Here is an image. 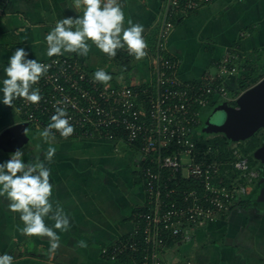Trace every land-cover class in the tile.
<instances>
[{"label":"crops","instance_id":"0c3cea01","mask_svg":"<svg viewBox=\"0 0 264 264\" xmlns=\"http://www.w3.org/2000/svg\"><path fill=\"white\" fill-rule=\"evenodd\" d=\"M165 1L121 0L125 26L129 18L143 26L142 36L148 45L144 58L122 65L119 56H130L126 46L110 58L95 45L86 57L75 53L63 56L78 58L95 71L103 69L115 84L146 82L152 76L147 49L153 47ZM75 3L10 0L7 14L0 19V86L3 69L16 48H25L29 59L49 58L44 37L58 20L82 14L83 7L77 9ZM227 49L236 51L242 60L241 73L231 85L239 95V78L246 73L250 78L264 77V0H209L177 22L167 42L168 52L179 60V77L189 82L198 81L207 70L214 71ZM19 122L26 121L15 101L12 107L0 103V132ZM39 130L29 124L26 128L29 141L23 146H27L25 162L43 160L50 146L37 138ZM51 146L57 149L52 163L45 161L51 169V199L67 214L70 228L56 230L59 247L52 250L48 238L21 233L19 213L11 212L8 201L0 197V255H11L13 264H130L107 259L102 248L127 236L134 227V214L145 205L138 148L121 141L58 136ZM10 153L0 149V162ZM257 204L235 206L215 227L198 231L186 243L173 245L167 253L168 261L264 264V206ZM52 223L46 220L49 226ZM81 241L86 247H81Z\"/></svg>","mask_w":264,"mask_h":264},{"label":"built area","instance_id":"2783aa9c","mask_svg":"<svg viewBox=\"0 0 264 264\" xmlns=\"http://www.w3.org/2000/svg\"><path fill=\"white\" fill-rule=\"evenodd\" d=\"M208 1H165L153 47L147 49L152 76L146 82H94L95 70L78 58L60 55L39 60L50 65L34 86L40 89L41 101L15 100L33 127H46L55 112L53 105L58 104L74 127L68 138L121 141L138 148L145 205L134 214L133 230L102 248L110 260L192 264L169 262L168 250L192 240L200 230L215 227L260 178L253 156L243 152L238 142L229 146L228 156L213 146H197L208 110L223 102L236 103L239 95L231 82L236 83L243 68L238 53L227 49L214 71L189 82L179 77V60L167 50L176 23ZM9 2L0 0V19ZM55 136L61 137L58 132Z\"/></svg>","mask_w":264,"mask_h":264},{"label":"clouds","instance_id":"9594fccd","mask_svg":"<svg viewBox=\"0 0 264 264\" xmlns=\"http://www.w3.org/2000/svg\"><path fill=\"white\" fill-rule=\"evenodd\" d=\"M83 7L82 14L77 17H64L55 23L44 40L48 57L75 53L88 56L91 45H95L110 58L117 55V50L125 48L128 54L140 60L146 56L147 42L142 36L143 26L127 20L122 10L121 0H76L75 8ZM29 52L21 47L16 48L8 58L7 67L3 69L2 86H0V103L12 107L16 99L31 104H38L42 96L40 89L34 87L48 72L50 65L38 59H29ZM111 75L99 69L93 75L94 82L108 83ZM55 112L50 123L37 132V138L50 146L43 153L44 159L27 160L24 152L17 148L9 154V158L0 162V197L8 201V209L19 213L23 224L20 229L25 236L46 237L51 249L59 247L60 236L56 230L68 231L70 222L63 208L52 201L53 184L50 183V164L57 149L51 146L55 140V132L68 138L74 132L69 123L67 111L58 104L53 105ZM55 130V132H53ZM51 220V226L46 224ZM81 247L86 244L81 241ZM0 264H13V257L7 253L0 255Z\"/></svg>","mask_w":264,"mask_h":264},{"label":"water","instance_id":"95a60500","mask_svg":"<svg viewBox=\"0 0 264 264\" xmlns=\"http://www.w3.org/2000/svg\"><path fill=\"white\" fill-rule=\"evenodd\" d=\"M225 111L223 121L218 125H209L207 130L223 132L233 142H240L252 137L258 130L264 129V77L241 92L235 104L223 102L218 114ZM28 122H19L0 132V149L13 152L29 141L26 128ZM256 159L264 165V137L262 144L254 151ZM264 178L260 179V183ZM259 196L264 202V183Z\"/></svg>","mask_w":264,"mask_h":264},{"label":"rangeland","instance_id":"374dc122","mask_svg":"<svg viewBox=\"0 0 264 264\" xmlns=\"http://www.w3.org/2000/svg\"><path fill=\"white\" fill-rule=\"evenodd\" d=\"M129 60H133V61L135 60L136 61L134 56H131V55L129 56V58H124V55L119 56V63H121L122 65H125ZM238 62L241 63L242 60L239 59ZM251 86H249V87H251ZM249 87H247V88H249ZM246 89H243L242 92ZM218 107H219V105L208 110L207 115L203 118L202 126L199 128V130L201 132H203L201 129H203L205 125H206V127H209V125H211V124L212 125H215V124L218 125L223 121L225 111H222L221 113L218 114V112H217ZM205 132L207 133L206 138L209 139L212 143H215V141L217 140V141H219V144H220V143H222L223 139L226 137V134L223 132H213V131H209L207 129L205 130ZM263 137H264V129H260L252 137L238 142L237 145L241 147V150L243 152L250 153L251 156L254 157V155H255L254 151L257 149L258 146H260ZM26 149H27V146L23 147L21 150L24 152ZM253 157H252L253 164H255V165L257 164V166H259V163H261V162L258 161V159H254L255 157L254 158ZM258 194H259V192H258ZM255 201H256V203L259 204V202L261 200L257 197V199Z\"/></svg>","mask_w":264,"mask_h":264},{"label":"trees","instance_id":"16d2710c","mask_svg":"<svg viewBox=\"0 0 264 264\" xmlns=\"http://www.w3.org/2000/svg\"><path fill=\"white\" fill-rule=\"evenodd\" d=\"M260 79H262V77H258L257 76V77H254V78H250L249 75H247V73H246L242 78H239L237 84H238L239 88L241 90H243V89H246L247 87L253 85L254 83L258 82ZM231 85H232V82H231ZM206 129H207L206 125L204 126L203 129H201L203 132H201L200 139L197 142V146L199 147V149H207L208 146H213L214 149H217L218 148L221 151H225L224 155L225 156H228V152H226V151H228V148L233 143V141L230 140L226 136L223 139L222 143L219 144V141H217V140L215 141V143H212L209 139L206 138V134H207L205 132ZM257 167L261 171V175H260V178L259 179L264 178V165L261 164V163H259V166H257ZM259 181L256 182L255 187H254V190H252L250 194L244 196L241 199V201L236 206L249 207L250 204L253 205V204L256 203L255 200L257 199V197L261 200L259 202V204H257V205H261L262 204L264 206V202L262 201V199L258 195L259 188L261 187V186L258 185V182ZM262 183H264V181ZM172 184H173V182H172Z\"/></svg>","mask_w":264,"mask_h":264},{"label":"flooded vegetation","instance_id":"af4514ba","mask_svg":"<svg viewBox=\"0 0 264 264\" xmlns=\"http://www.w3.org/2000/svg\"><path fill=\"white\" fill-rule=\"evenodd\" d=\"M261 144H262V142H261ZM261 144H260V145H261ZM258 147H259V146H258ZM258 147H257V148H258ZM258 161H259V160H258ZM259 180H260V179H258V181H259ZM258 185L261 186V187L263 186L262 182H261V183L258 182ZM261 187L259 188V190L261 189Z\"/></svg>","mask_w":264,"mask_h":264}]
</instances>
